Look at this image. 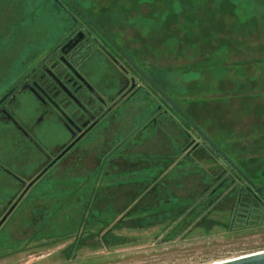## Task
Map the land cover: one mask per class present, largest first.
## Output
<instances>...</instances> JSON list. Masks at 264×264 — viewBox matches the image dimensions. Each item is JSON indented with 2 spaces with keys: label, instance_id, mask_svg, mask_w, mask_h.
Masks as SVG:
<instances>
[{
  "label": "rangeland",
  "instance_id": "obj_1",
  "mask_svg": "<svg viewBox=\"0 0 264 264\" xmlns=\"http://www.w3.org/2000/svg\"><path fill=\"white\" fill-rule=\"evenodd\" d=\"M59 1L70 8L71 0ZM73 1L156 77L222 156L253 185L264 186V0ZM70 24L55 0H0V92L25 57L45 49ZM141 97L136 98L138 113L125 117L121 132L137 128L149 112L150 104ZM179 125L168 129L171 143L156 133L139 146L140 157L132 159L140 166L125 175L94 176L91 155L46 174L1 228L0 264H213L263 252L259 208L254 218L234 227L227 222L226 206L210 212L213 222L198 226L195 219L184 230L189 218L178 219L166 230L209 182L208 174L184 173L194 168L187 160L153 180L166 165L164 156L184 144ZM8 158L9 143L0 137V162ZM209 161H202L196 172L214 176L217 165ZM1 179L5 187H14L8 178ZM135 196L144 201L131 213L134 220L128 217L115 226L124 213L115 215ZM171 209L169 219L150 223ZM114 216L102 226L106 221L100 218Z\"/></svg>",
  "mask_w": 264,
  "mask_h": 264
},
{
  "label": "flooded vegetation",
  "instance_id": "obj_2",
  "mask_svg": "<svg viewBox=\"0 0 264 264\" xmlns=\"http://www.w3.org/2000/svg\"><path fill=\"white\" fill-rule=\"evenodd\" d=\"M55 1L68 14L70 26L45 49L25 57L20 71L0 92V137L9 143L11 157L5 164L0 162V230L22 209L40 180L59 165L91 155L90 172L94 176L125 175L140 166V161L132 159L140 157L139 146L149 144L156 133L169 140L167 131L172 124H180L184 144L177 153L164 156L166 165L153 180L186 160L192 166H201L203 159L196 152L205 149L203 141L211 149H205L211 158L208 163L217 167L214 176L204 170L209 182L196 195H202L197 204L216 208L224 196L241 187L239 195L246 191L264 207V201L259 200L262 188L245 179L228 159L212 154L216 149L204 134L187 127L180 107L109 29L77 4L70 3L68 8ZM139 95L150 104L149 112L137 128L121 132L125 117L138 113ZM129 103L130 112L123 113ZM1 176L11 180L14 187H5L8 183Z\"/></svg>",
  "mask_w": 264,
  "mask_h": 264
},
{
  "label": "trees",
  "instance_id": "obj_3",
  "mask_svg": "<svg viewBox=\"0 0 264 264\" xmlns=\"http://www.w3.org/2000/svg\"><path fill=\"white\" fill-rule=\"evenodd\" d=\"M70 3L72 4V6L75 5L73 0H71ZM181 115L186 120L187 127H191L194 129L197 128L185 113L182 112ZM205 139H206L207 143L214 150L216 149L215 151H216L217 156L224 157L217 151V148L214 146V144L209 139H207L206 137H205ZM238 170L241 172L242 176L245 177V179H247L251 184H253L252 181L250 179H248V177L243 173V171H241L239 168H238ZM259 188H262L261 189L262 194H261L259 200L263 202L264 201V186L259 187ZM239 189H241V187H236L234 189L236 191L235 193L228 194V195L224 196V198H222V200H220V202L216 205V208L215 207H212L210 209H209V207L203 208L201 206V204H197L198 202H200L202 195L197 196L192 202H189L187 205L183 206V209L180 210V213H182V214L176 220H173L171 223L169 222L166 230L167 229L171 230V227L174 228L177 224L178 219L181 220L180 223H183V221H182L183 219L187 220L189 218L188 223L183 228L184 230H187V228H189V226L191 225V223H193V221L195 219L199 220L197 222V224H199L198 226H202V224H204L206 222H209V223L213 222L214 219H210V218H209L210 220L208 219V217L211 214L210 212L212 211V213H214L215 210L221 211L222 207H226V206L230 208V212L228 213L229 218H228L227 222H229V226H231V227H234L237 222L238 223H240L241 221L248 222L249 219L254 218L255 217V211L258 210V208L260 209L259 211L261 212V217H263L264 216V207L259 203V201L256 200L250 193H248L246 191H243V193L239 195L238 194ZM143 201H144V197L135 196L131 200V202L127 205V207L122 212L119 213V214H121V213L126 211L124 213V216L122 219L125 220V219H128V217H129L131 219V221L134 220V218L131 217V213H135L136 209H137V205ZM172 202L177 203V201H174V200ZM174 210L175 209H171L168 211L165 210L159 214H156L154 219H153V217L151 218L150 223L151 224H159L160 222H163L166 219H169L170 214H173ZM256 213H257V211H256ZM176 214H174V216ZM117 215L118 214H116L115 216L117 217ZM115 216L111 217V218L107 217V220L102 217L99 220L103 219L104 221H106V223L111 224L114 221ZM122 219L120 221L114 223V224H116L115 226H117L119 224V222L122 221ZM211 220H213V221H211ZM155 221H156V223H152ZM76 233H77V231H76ZM106 235L107 234H105L104 237H106ZM63 239H66V238H62L60 240H63ZM104 240H102V241H104ZM110 240H112V238H110Z\"/></svg>",
  "mask_w": 264,
  "mask_h": 264
},
{
  "label": "water",
  "instance_id": "obj_4",
  "mask_svg": "<svg viewBox=\"0 0 264 264\" xmlns=\"http://www.w3.org/2000/svg\"><path fill=\"white\" fill-rule=\"evenodd\" d=\"M201 145L206 150L211 151L210 147L205 142L202 141ZM212 154H214V152H212ZM187 155H188V153H187ZM256 190L259 191L258 188H256ZM1 224H2V222H0V225ZM213 264H264V251L259 252V253H255V254H251V255H247L244 257H240V258L222 261L219 263H213Z\"/></svg>",
  "mask_w": 264,
  "mask_h": 264
},
{
  "label": "crops",
  "instance_id": "obj_5",
  "mask_svg": "<svg viewBox=\"0 0 264 264\" xmlns=\"http://www.w3.org/2000/svg\"><path fill=\"white\" fill-rule=\"evenodd\" d=\"M168 132V134H169V130L167 131ZM159 135V134H158ZM137 152H139V151H137ZM197 156H200V158H202L203 160L202 161H205V160H208V159H210L211 160V158H210V156H209V154L207 153V151L205 150V149H199L197 152ZM183 164V163H182ZM182 164H181V166H182ZM189 164L191 165V163L189 162ZM189 165V166H190ZM185 166H187V165H185ZM192 166V165H191ZM184 167V166H183ZM192 167H194V168H192V169H188V170H186V171H184V173H193V174H197V176H200L201 177V175L202 174H204L205 173V171L204 170H201V172H196V170H195V166H192ZM206 175V174H205ZM202 179V178H201Z\"/></svg>",
  "mask_w": 264,
  "mask_h": 264
},
{
  "label": "bare ground",
  "instance_id": "obj_6",
  "mask_svg": "<svg viewBox=\"0 0 264 264\" xmlns=\"http://www.w3.org/2000/svg\"><path fill=\"white\" fill-rule=\"evenodd\" d=\"M217 263H219V262H217Z\"/></svg>",
  "mask_w": 264,
  "mask_h": 264
}]
</instances>
